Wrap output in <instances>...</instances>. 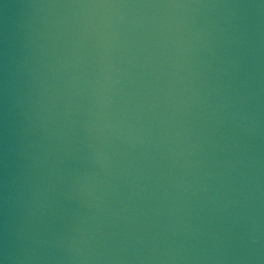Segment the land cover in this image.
I'll use <instances>...</instances> for the list:
<instances>
[{
	"label": "water",
	"instance_id": "water-1",
	"mask_svg": "<svg viewBox=\"0 0 264 264\" xmlns=\"http://www.w3.org/2000/svg\"><path fill=\"white\" fill-rule=\"evenodd\" d=\"M0 264H264V0H0Z\"/></svg>",
	"mask_w": 264,
	"mask_h": 264
}]
</instances>
